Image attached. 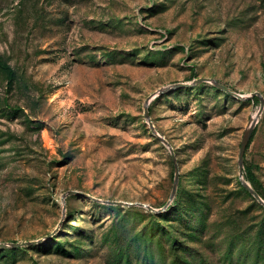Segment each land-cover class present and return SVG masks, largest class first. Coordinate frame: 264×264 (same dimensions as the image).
<instances>
[{
  "label": "rangeland",
  "instance_id": "obj_1",
  "mask_svg": "<svg viewBox=\"0 0 264 264\" xmlns=\"http://www.w3.org/2000/svg\"><path fill=\"white\" fill-rule=\"evenodd\" d=\"M254 120L264 0H0V264H264Z\"/></svg>",
  "mask_w": 264,
  "mask_h": 264
},
{
  "label": "water",
  "instance_id": "obj_2",
  "mask_svg": "<svg viewBox=\"0 0 264 264\" xmlns=\"http://www.w3.org/2000/svg\"><path fill=\"white\" fill-rule=\"evenodd\" d=\"M198 80H208L207 78H197V79H194L193 82H196ZM214 83L224 89L225 91L227 92H230V93H234L232 92L231 90L228 89V87H226L225 85H223L222 83L218 82V81H215L214 80ZM189 83H183V82H179L176 84V86H181V85H188ZM256 92L252 93V94H249L247 95V97H250V96H253ZM234 94H237V93H234ZM258 94V93H257ZM263 109V100L261 99V105H260V108L258 110V114L261 113ZM144 112H145V116L149 119V113H148V101H146L145 103V108H144ZM256 123V120L252 121L250 127L246 130V132L244 133L242 139H241V143H240V147H239V152H238V158H237V162H238V173H239V176H240V180L242 182V184L246 187V189H248L252 195L257 199V201H259L260 203H262L264 205V198L252 187V185L246 181L244 179V175H243V159H244V153H245V149L247 147V144L249 142V139L251 137V133H252V129L254 127ZM149 126L151 128V130L163 141L165 142L170 150L172 149V146L168 143V141L162 136L160 135L156 129L154 128V125L152 123L151 120H149ZM172 152V150H171ZM172 155H173V158H174V154L172 152ZM176 170H175V177H174V182H173V188H172V192H171V195H170V200L173 199L174 195H175V192H176V187H177V182H178V174H179V168H178V165L176 164L175 166ZM72 192H76L75 190H70L69 193H72ZM111 202H119L121 203V201H111ZM126 204H133V203H127L125 202ZM135 204H139L141 206H146V207H149L150 209H155L153 208L151 205L149 204H146V203H143V202H138V203H135ZM166 208V205H164V207L162 209H165ZM157 210V209H155ZM31 241H27V242H11V243H6V242H0V246H20V245H26L27 243H29Z\"/></svg>",
  "mask_w": 264,
  "mask_h": 264
},
{
  "label": "trees",
  "instance_id": "obj_3",
  "mask_svg": "<svg viewBox=\"0 0 264 264\" xmlns=\"http://www.w3.org/2000/svg\"><path fill=\"white\" fill-rule=\"evenodd\" d=\"M3 68L6 70L7 76L9 78H12L15 74L14 69L9 65V64H4L3 63ZM255 128L254 127V131L249 139V142L247 144V147L249 146L251 140L253 139L254 133H255ZM246 179H248L250 181V184L252 185V187L261 195V192L259 190V188H261V183L260 180L258 179L257 175L254 173V171L251 169V167H248L246 169V174H245ZM262 196V195H261Z\"/></svg>",
  "mask_w": 264,
  "mask_h": 264
}]
</instances>
